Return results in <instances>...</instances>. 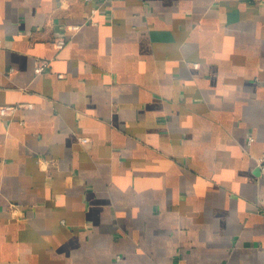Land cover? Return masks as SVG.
<instances>
[{
    "label": "crops",
    "instance_id": "obj_1",
    "mask_svg": "<svg viewBox=\"0 0 264 264\" xmlns=\"http://www.w3.org/2000/svg\"><path fill=\"white\" fill-rule=\"evenodd\" d=\"M0 105V264H264V0H0Z\"/></svg>",
    "mask_w": 264,
    "mask_h": 264
},
{
    "label": "built area",
    "instance_id": "obj_2",
    "mask_svg": "<svg viewBox=\"0 0 264 264\" xmlns=\"http://www.w3.org/2000/svg\"><path fill=\"white\" fill-rule=\"evenodd\" d=\"M74 27H77V25H74ZM65 42H66V39L64 37H56L54 40H53V45L56 47V48H62L64 45H65ZM49 65V61L48 59L46 58H38L36 61H35V73L36 74H39V73H42L46 68L47 66ZM19 105H0V113L1 114H9V113H12L14 112L17 107ZM26 106L28 108H32L34 105L33 103H27ZM83 141H88V138L86 137H83L82 138ZM252 140V137L249 138V142ZM258 166L260 168V173H261V176L264 178V153L258 157Z\"/></svg>",
    "mask_w": 264,
    "mask_h": 264
}]
</instances>
